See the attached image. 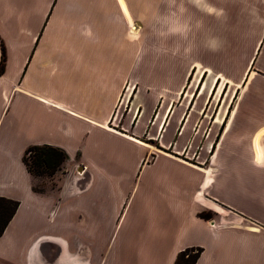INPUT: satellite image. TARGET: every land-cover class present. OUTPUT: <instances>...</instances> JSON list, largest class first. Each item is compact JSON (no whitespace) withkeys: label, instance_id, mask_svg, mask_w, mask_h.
Wrapping results in <instances>:
<instances>
[{"label":"crops","instance_id":"0c3cea01","mask_svg":"<svg viewBox=\"0 0 264 264\" xmlns=\"http://www.w3.org/2000/svg\"><path fill=\"white\" fill-rule=\"evenodd\" d=\"M186 5L0 0V123L9 116L0 197L19 203L0 236V264H174L185 249L201 250L195 264L208 250L217 264H264V153L254 150L258 136H227L222 105L240 72L226 57L227 36L238 37L225 17L238 13L212 0ZM107 26L114 42L100 33ZM164 31L173 54L151 63L147 33L162 42ZM181 31L189 55L178 53ZM255 60L264 77V40ZM48 70L71 71L76 89L36 94ZM43 145L67 156L52 177L62 178L57 195L34 193L22 162L28 147Z\"/></svg>","mask_w":264,"mask_h":264},{"label":"rangeland","instance_id":"374dc122","mask_svg":"<svg viewBox=\"0 0 264 264\" xmlns=\"http://www.w3.org/2000/svg\"><path fill=\"white\" fill-rule=\"evenodd\" d=\"M212 2L222 10H225L226 13H229V11L238 13L236 16L227 15L225 17L228 25L227 29L229 31L227 34H236L238 37V41H235L237 47H235V42L231 41L227 36V47L232 45L233 47L227 52L226 57L228 61H236L238 72L240 71L237 73L238 77L236 79H230L229 82L231 84L228 85L222 97V105L227 111V136L234 137L236 141L258 136L259 142L253 145L255 148L254 150L259 153H264V77L254 73L255 68L258 67V63H256L255 60L256 53L259 52V47L262 46L264 40V0H212ZM173 3H177L180 10L187 8L186 0H173ZM165 5L166 3L164 6ZM165 9L166 7L164 8V14L166 13ZM165 18H169V16L164 17V19ZM100 29H102V27H100ZM108 32L109 35L107 37ZM100 33H104L107 39L113 34V38L109 39V41L112 39V42L119 38L116 32L112 33L109 30V26ZM170 34V32L166 31L161 33L163 38L161 42L158 38L156 41L154 32L147 33L146 45L145 49H143L151 63H153L154 57L162 56L164 57L163 59H166L173 54L171 49L172 44L169 38ZM179 34L184 36L183 38H179L178 53L179 55H189V48L185 40L186 33L181 31ZM158 35L161 37L160 34ZM3 40L4 39L0 37V56L1 47L3 46L5 65L6 48ZM111 45H113V43H111ZM173 50L175 51L174 48ZM132 52L138 53L137 49H132ZM142 52L141 50V53ZM151 66H154V64H149L148 62V70H150ZM181 67L183 68L181 69ZM97 68L99 70H104L105 67L98 65ZM179 72V85L180 88H182L186 82L184 74L185 65H180ZM227 72L229 74L228 76H230L231 72L229 69ZM49 73L50 71L48 70L46 80L35 81L36 84L33 87V91L36 94L46 95V93L53 92L54 90L61 91L65 87L76 89L74 85L76 79H74V74L71 71L67 70L65 75H60V73L50 75ZM8 117L9 116L4 118L2 123H0V132L5 130V126L9 119ZM148 158L150 157L148 156ZM193 162H195V160ZM58 180H62L59 174L54 178L34 179V189L42 195H57ZM202 213L208 214L209 217L212 218L210 213ZM202 236L204 235L199 233L198 229L194 230L193 237L197 238L196 240L202 242L206 246V242H204ZM194 253L195 251L190 254ZM54 255L53 252L50 260L55 258ZM204 264H217L216 257L210 250L207 252Z\"/></svg>","mask_w":264,"mask_h":264},{"label":"trees","instance_id":"16d2710c","mask_svg":"<svg viewBox=\"0 0 264 264\" xmlns=\"http://www.w3.org/2000/svg\"><path fill=\"white\" fill-rule=\"evenodd\" d=\"M4 61L5 54L2 46L0 74L3 72ZM66 159L67 156L61 149L43 145L28 147L24 152L22 162L33 179H44L52 178ZM32 190L34 193L40 194L34 187ZM18 206L17 201L0 197V236H2L8 223L13 218ZM199 216L200 218L210 219L208 214L202 213ZM193 251L195 253L190 254ZM200 253V249H185L177 255L174 264H195Z\"/></svg>","mask_w":264,"mask_h":264},{"label":"bare ground","instance_id":"6f19581e","mask_svg":"<svg viewBox=\"0 0 264 264\" xmlns=\"http://www.w3.org/2000/svg\"><path fill=\"white\" fill-rule=\"evenodd\" d=\"M132 30H135V27L132 28ZM142 147H146L145 144L139 143Z\"/></svg>","mask_w":264,"mask_h":264},{"label":"water","instance_id":"95a60500","mask_svg":"<svg viewBox=\"0 0 264 264\" xmlns=\"http://www.w3.org/2000/svg\"><path fill=\"white\" fill-rule=\"evenodd\" d=\"M82 169H81V167L79 168V171H81Z\"/></svg>","mask_w":264,"mask_h":264}]
</instances>
